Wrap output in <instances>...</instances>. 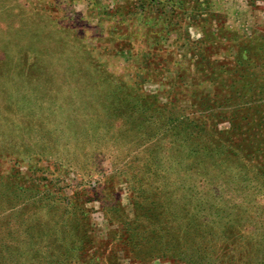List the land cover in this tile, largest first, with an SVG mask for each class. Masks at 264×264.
<instances>
[{
  "label": "rangeland",
  "instance_id": "1",
  "mask_svg": "<svg viewBox=\"0 0 264 264\" xmlns=\"http://www.w3.org/2000/svg\"><path fill=\"white\" fill-rule=\"evenodd\" d=\"M178 126L264 254V0H0V264H183L109 242L112 170Z\"/></svg>",
  "mask_w": 264,
  "mask_h": 264
},
{
  "label": "trees",
  "instance_id": "2",
  "mask_svg": "<svg viewBox=\"0 0 264 264\" xmlns=\"http://www.w3.org/2000/svg\"><path fill=\"white\" fill-rule=\"evenodd\" d=\"M197 138L178 126L161 146L130 159L121 172L112 170L109 183L120 177L132 205L131 218L118 207L122 217L111 220L118 225L109 233L112 249L141 262L158 258L183 264H264L259 243L254 235L249 237L251 220H244L250 232L240 238L238 221L226 219L215 206L206 179L210 172L202 160L210 152L208 139ZM83 222L89 225L86 217Z\"/></svg>",
  "mask_w": 264,
  "mask_h": 264
}]
</instances>
